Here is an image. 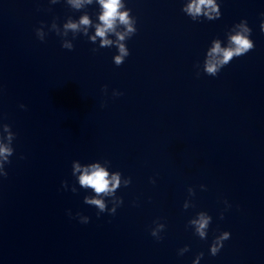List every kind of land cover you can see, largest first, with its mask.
<instances>
[{"label":"clouds","instance_id":"clouds-1","mask_svg":"<svg viewBox=\"0 0 264 264\" xmlns=\"http://www.w3.org/2000/svg\"><path fill=\"white\" fill-rule=\"evenodd\" d=\"M51 4H57L60 0H49ZM72 10L80 11L87 6L98 4L99 12L97 14V21L91 19L89 14L85 11L78 19H73L69 16L62 27L58 26L54 18L49 31H53L56 35L60 36L61 47L64 49L72 50L74 40L77 34L87 36L89 41L96 43L99 38V47L106 48L116 46L118 55H115L113 61L115 65L120 66L124 63L125 58L130 55L129 49L126 46V40L135 35L136 18L131 15V9L127 8L124 0H64ZM193 21L200 20L201 17L207 20H216L221 17L220 5L217 0H189L184 4L181 9ZM45 25L35 29L38 39L44 41L46 32L44 31ZM94 28V34L89 33V30ZM261 32H264V20L260 24ZM252 29L248 26L247 20H241L239 23L234 24L231 29L226 33L227 45L222 47L220 39H213L211 47L207 50L203 71L209 76L215 77L219 74L222 68L227 66L234 58H238L251 51L255 45L250 39ZM69 33L72 34V40L67 39ZM114 35L115 40L110 39L109 36ZM95 50V49H94ZM199 64L197 65V68ZM199 75V72L197 73ZM107 91V86L103 89ZM123 93L113 91V96H120ZM21 109L26 110V106L21 104ZM16 138V133L12 131L11 125L0 123V177H7L8 173L5 166L11 163L10 157L14 154L13 141ZM110 161L104 160L95 161L92 163L82 164L78 160L72 162V175L76 178L79 186L85 190H91L92 195H86L83 202L86 205L93 206L97 209V217L101 213L108 212L110 215H115L117 208L123 204V198L117 196V190L120 187H128L131 184V177H123L119 171H109ZM155 183V180H151ZM62 187L67 188V182L62 181ZM200 188L205 189L204 185ZM71 191L75 193L76 187L73 186ZM189 196H194L195 191L192 187L187 189ZM226 206L228 202L224 201ZM109 204L112 206L109 208ZM190 207L187 200L183 204L184 209ZM194 207V205H191ZM68 215L72 217L69 210ZM78 218L82 224L89 223L90 218L77 212L75 217ZM220 218L223 219V212L220 213ZM212 222V217L205 211H200L196 216L188 221V226L194 230V234L200 239L207 238L208 229ZM155 227L151 228V236L157 240L162 239L160 233L165 229V224L159 220L153 221ZM228 231L221 232L217 235L210 245V255H217L226 240L230 238ZM189 251V247L185 245L178 250L179 255H183ZM204 253H199L193 260V264H199L200 259Z\"/></svg>","mask_w":264,"mask_h":264}]
</instances>
